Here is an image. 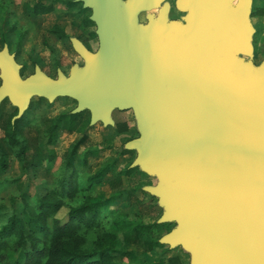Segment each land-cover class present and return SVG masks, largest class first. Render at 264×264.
Here are the masks:
<instances>
[{"label":"water","instance_id":"1","mask_svg":"<svg viewBox=\"0 0 264 264\" xmlns=\"http://www.w3.org/2000/svg\"><path fill=\"white\" fill-rule=\"evenodd\" d=\"M91 10L98 50L70 38L84 61L53 79L35 66L27 78L7 45L0 51V104L19 119L33 97L71 98L90 125H114L133 109L138 138L131 167L158 184L159 224L178 223L159 243L191 252L190 264H264V58L252 54V0H177L184 23L137 15L162 0H76Z\"/></svg>","mask_w":264,"mask_h":264},{"label":"rangeland","instance_id":"2","mask_svg":"<svg viewBox=\"0 0 264 264\" xmlns=\"http://www.w3.org/2000/svg\"><path fill=\"white\" fill-rule=\"evenodd\" d=\"M15 8V15L8 19V14L0 13V51L5 45L9 48V53L16 52L19 36H23L20 53L15 57L17 64L21 66L22 78H27L34 73L35 66H39L43 73L56 79L57 69H61L66 75L69 69L78 64L84 66V61L73 51L70 41L58 40L49 33L53 25H58L64 29L70 37L80 36L91 52L98 50V39H92L89 35L95 32L96 26H84L83 18L91 15V10L84 11L80 6H62L54 10L51 15L39 18H31L21 11L24 2L30 0H12ZM49 4L54 0H43ZM125 2L126 0H122ZM171 3V2H170ZM168 7V3H167ZM264 7V0H252L251 12L257 8ZM161 11V10H160ZM159 11V12H160ZM155 10L141 11L137 15V24L146 25L149 16L155 19ZM158 15V13L156 14ZM159 16V15H158ZM157 16V17H158ZM184 12H169L166 8V23L170 21H180L184 23ZM177 19V20H175ZM179 19V20H178ZM252 34V54L250 56L240 55L245 61H252L255 66L262 63L264 58V17L250 16ZM16 24V32L9 33L8 30ZM95 25V24H94ZM2 43L4 45L2 46ZM2 70L0 68V86ZM33 97L34 109L27 114L30 122L28 128V141L30 143L28 161L39 153L41 165L33 167L24 163L20 159L10 158L8 170L0 174V181L4 179H18L14 184L0 194V203L11 204V198L15 199V205L21 207L20 196L27 194L29 197L43 194L47 188L56 185L58 169L67 161L73 145L82 137V134L69 132V113L77 106L75 100L67 97L55 99L51 106H47V100H39ZM16 109L8 98L1 103L0 110L11 113ZM58 115H64L60 122L62 131H59L55 145H47L48 128L50 121ZM90 113L87 110L82 112V117L78 120L76 127L80 128L83 121H87ZM114 125L104 126L102 122L88 126L85 130L87 142L78 148L76 156L72 160L73 166L77 169L82 178L93 175L104 168L105 172L100 185L94 188L93 194L102 200L110 199L114 204V215L126 217L132 226L138 223L143 225H153L149 231L137 236L132 230L127 232H116L117 245L114 253L116 264H169L168 260L179 256L186 264L191 262V252H184L179 245L174 249L164 245L162 248L148 250L145 247V239H161L172 232L178 223L159 224L158 220L164 213V208L159 206V198L151 196L143 191L145 186H155L158 184L157 177H149L139 170L134 171L130 176L123 175L125 171L136 159L137 152L130 151L121 154L122 146L129 140L140 136L137 130L136 116L133 109L125 112L112 111ZM116 123H124L127 131L119 133L115 127ZM2 131L0 130V137ZM54 149L56 158L52 162L50 170L47 169V155L49 149ZM87 151H94L93 156H85ZM86 157L87 164L83 159ZM137 168V167H136ZM33 203V201L31 200ZM76 203H73L75 205ZM68 207L61 209L57 218L63 222L66 220Z\"/></svg>","mask_w":264,"mask_h":264},{"label":"trees","instance_id":"3","mask_svg":"<svg viewBox=\"0 0 264 264\" xmlns=\"http://www.w3.org/2000/svg\"><path fill=\"white\" fill-rule=\"evenodd\" d=\"M58 5H76L82 7L84 11L88 10L76 0H54L49 4L44 3L43 0H30L29 3L22 4L21 11L28 17L38 18L54 12ZM1 12L7 13L8 19L13 18L16 12L13 1L0 0ZM251 16L264 17V7L251 12ZM89 17L87 15L83 18L82 24L95 26ZM8 32H16V24H12ZM49 33L58 40L69 41L70 39L67 32L58 25H53ZM90 37L95 39L96 34L92 32ZM22 40L23 36L20 35L15 57L20 53ZM20 75L22 76V72ZM47 106L50 107L51 104L47 103ZM34 107L35 104L31 100L24 114L14 121L12 120L17 115V109L11 113L0 110V130L2 131L0 174L8 170L11 157L20 159L24 163V168L27 164L33 167L41 165L42 160L39 153L31 161L27 159L30 150L28 141L30 122L27 114ZM82 112L69 113L67 130L82 134V137L73 145L67 161L58 169L56 185L32 198L25 193L22 194L19 209L13 198L10 199V205L0 203V264H116L114 262L117 245L116 232L132 230L139 236L154 226L155 223L153 225L138 223L132 226L126 217L114 215L113 201L102 200L93 194L94 188L101 183L104 168L93 175L82 178L73 166L72 160L78 148L87 142L85 130L90 126L89 117L87 121H83L80 128L76 127L78 120L82 117ZM63 116L58 115L50 121L47 139L49 147L55 145L57 134L62 131L60 122ZM115 127L119 133L127 131L124 123H116ZM128 152L130 151L125 150L123 145L121 154ZM93 154L94 151H87L85 156H93ZM86 157L83 159L84 165L87 164ZM55 158V150L50 148L47 155L48 170L51 169ZM136 170L139 168H132L130 165L122 174L130 176ZM17 181L18 179L0 181V194ZM73 203L76 204L73 205ZM66 207H68L66 220L61 222L56 216L61 209ZM144 244L150 251L164 247L159 243V239H145ZM168 262L169 264H185L179 256L170 258Z\"/></svg>","mask_w":264,"mask_h":264},{"label":"flooded vegetation","instance_id":"4","mask_svg":"<svg viewBox=\"0 0 264 264\" xmlns=\"http://www.w3.org/2000/svg\"><path fill=\"white\" fill-rule=\"evenodd\" d=\"M171 2V3H170ZM167 3H168V7H167ZM176 3H177V0H162L161 2H160V6L158 7V8H154V9H150V11H152V10H155V12H156V14L158 13V15H159V11L160 10H162V9H164L165 7L167 8V9H169V12H175V13H180L181 11L180 10H178V8H177V5H176ZM143 11H149V10H143ZM155 14V19L156 18H158L157 16L158 15H156ZM185 15H186V13H185ZM185 17V16H184ZM175 20H177V19H175ZM179 20V19H178ZM148 24V23H147ZM95 27V26H94ZM95 33V32H94ZM91 34V33H90ZM90 36V35H89ZM96 38H97V36H96ZM82 39V38H81ZM70 41V40H69ZM82 41H84L83 39H82ZM82 41H80L82 44L85 42H82ZM84 45V44H83ZM87 49H88V47H87V45H86V43H85V45H84ZM89 50V49H88ZM59 69V68H58ZM57 69V70H58ZM61 70V69H60ZM64 73V72H63ZM65 74V73H64ZM72 112V111H71Z\"/></svg>","mask_w":264,"mask_h":264},{"label":"crops","instance_id":"5","mask_svg":"<svg viewBox=\"0 0 264 264\" xmlns=\"http://www.w3.org/2000/svg\"><path fill=\"white\" fill-rule=\"evenodd\" d=\"M53 13V12H52ZM52 13H50V14H48V15H51ZM48 15H44V16H39V17H45V16H48ZM38 17V18H39ZM68 34V33H67ZM69 35V34H68ZM70 37V36H69ZM70 38H76V39H78L79 41H82V39H81V37L80 36H78V35H75V37H70ZM111 117H112V113H111ZM91 126V125H90ZM130 141V140H129ZM127 143V142H126ZM125 143V144H126ZM124 144V145H125ZM143 173V172H142ZM145 174V173H144ZM148 176V175H147Z\"/></svg>","mask_w":264,"mask_h":264}]
</instances>
